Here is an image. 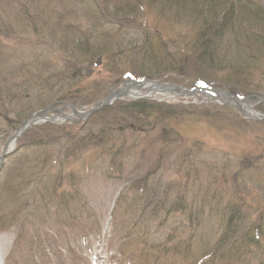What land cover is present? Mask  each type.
Returning <instances> with one entry per match:
<instances>
[{
    "label": "rangeland",
    "instance_id": "1",
    "mask_svg": "<svg viewBox=\"0 0 264 264\" xmlns=\"http://www.w3.org/2000/svg\"><path fill=\"white\" fill-rule=\"evenodd\" d=\"M94 1L0 0V155L34 114L50 110L41 123L56 126L28 137L37 148L22 135L4 157L0 264H264V112L226 94L264 96V0H218L232 23L213 51L201 34L219 17L194 12L212 0H99L112 13L120 3L122 21ZM137 5L133 18L126 9ZM128 72L223 92L126 90L86 119L74 115L129 86ZM88 96L96 104L80 105ZM143 100L160 111L112 108ZM232 213L240 231L225 237ZM249 227L257 244L242 235Z\"/></svg>",
    "mask_w": 264,
    "mask_h": 264
},
{
    "label": "trees",
    "instance_id": "2",
    "mask_svg": "<svg viewBox=\"0 0 264 264\" xmlns=\"http://www.w3.org/2000/svg\"><path fill=\"white\" fill-rule=\"evenodd\" d=\"M174 1V4H176V5H178L179 7H184L185 5H184V0H173ZM94 4L92 5L93 7H94V9H103V12H105V13H107V14H114L115 16H116V18H118V20H120V21H122V17L120 16L121 15V13L123 12V9H121L120 8V3H118L117 4V6L116 7H118L115 11H114V13H112V12H109V9H107V8H104L105 6L103 5V4H101V2H99V0H97L96 2L94 1L93 2ZM104 7H103V6ZM196 5V7L198 8V9H200V7L199 6H201V4H195ZM127 11H128V14L129 15H131L133 18H135V15H138V13H139V9H138V5L137 6H129L127 9H126ZM257 11H258V9H256ZM227 8L226 9H221L220 7H219V5H218V0H212V7L209 9V10H205V9H200V10H195L194 12L196 13H198V14H207V15H209L210 17L212 16V15H217L219 18H220V16H222V18L219 20V18H218V21H215V23L214 24H210V25H208L204 30H203V32H202V36L201 37H205V39H206V42L208 43V44H210L209 46H210V48H209V50H211V47L212 46H216L215 47V49L217 48V45H216V43H214V39H220L221 37L220 36H218L220 33H222L224 30H226L227 28H229L230 26H231V15H229V11H227ZM222 13H223V15H222ZM221 14V15H220ZM123 16V15H122ZM139 16V15H138ZM261 20H264V16H263V19L261 18ZM227 25V26H226ZM220 31H222V32H220ZM231 34V33H230ZM234 34H235V32H234ZM208 35H210L209 37H208ZM212 35V36H211ZM237 35H239V34H237ZM239 36H241V35H239ZM212 37H214V39L212 38ZM253 37L254 38H261V34H257V33H255L254 35H253ZM253 37H252V39H253ZM202 38V39H203ZM236 40H242L241 38H239V37H234ZM205 39H203V40H205ZM147 41L145 42L146 43V45H148L149 44V40H150V38H148V39H146ZM85 42H87V43H89V42H91V40H84ZM255 43H259V42H257V40H255ZM213 44H215V45H213ZM218 44V43H217ZM259 44H261V43H259ZM88 44H83L82 45V47L83 48H87V49H90L91 47H90V45L89 46H87ZM242 48L243 49H245L244 48V44H242ZM213 47H212V51H213ZM262 51H264V50H262ZM75 52H77L78 53V56H77V59H79L80 58V56H79V52L78 51H75ZM81 52V54L83 53V51H80ZM201 61H203V62H209L210 64L211 63H213V58H210V56H205L204 54L203 55H201L200 56V62ZM224 61L225 62H227V63H229V65H231V61L230 60H226V58H224ZM239 66H240V64H238V62H235L234 63V65L233 66H231V70L233 71V72H235V73H237V75H243L244 73H245V75L247 74L246 72H244L245 71V69L243 68V67H240V70H239ZM79 71L80 72H82V70H79L78 68L74 71L75 72V75H78V73H79ZM133 73H136V71H135V69L133 70ZM127 75V78H125V79H129V78H131L130 77V75H131V73H127L126 74ZM80 76L82 77V74H80ZM133 76V75H132ZM139 77L140 78H136L137 80H140V81H144V80H148V78L147 79H145L144 77H143V72H141V74L139 75ZM201 82V81H200ZM197 84V83H196ZM203 84H205L206 85V83H204L203 82ZM192 87H195L194 85L192 86ZM230 90H231V92H232V94H234V95H236V96H238V97H245V95H247L246 93H244L243 91H241V90H238V89H236V88H230ZM258 95H261V94H258ZM66 96V95H65ZM68 98H71V96H66L65 97V99H68ZM80 98L81 97H79V98H77L78 100H80ZM76 99V98H75ZM77 99L75 100V101H77ZM50 100V99H49ZM57 102H59V100L57 101ZM56 102V104H58ZM96 102H97V98L95 97V96H88V97H86V99H83L82 100V103L83 104H80V101L78 102L80 105H87L88 107L89 106H92V105H94V104H96ZM55 103V102H54ZM120 106H122V107H120ZM151 106V107H150ZM160 106L161 105H158V104H156V103H151V102H147V101H132V102H128L127 104H122V103H119V104H117V105H114L112 108L113 109H115L116 111H118V112H120V113H127V115L128 116H133V117H135V114H141V115H143V114H146V115H148V114H150L151 113V111H160L159 110V108H160ZM157 107V109H155ZM159 107V108H158ZM261 107L263 108L262 110H264V105H261ZM166 112H171V111H165V113ZM167 114V113H166ZM56 128V126L55 127H53V125H51V126H49V125H45V126H43V125H39V126H34L33 128H31V129H29V131L27 132V133H25V134H23V136H22V138H21V142H26V143H24L25 145H27V147H33V148H37V142H34V141H30V140H28V137H30V135L35 131V130H39V133L43 136L44 134H47V132H46V128ZM31 131V132H30ZM20 142V141H19ZM41 144V143H40ZM23 144H21L19 147H21ZM40 146V145H39ZM235 208V207H234ZM233 209V208H232ZM238 214H235V213H232L231 215H228V216H226V218L227 219H225V223H226V232H225V237H227V234L228 233H231L232 235H235V234H239V226H238V224L236 223V221H238ZM233 224V225H232ZM253 229H254V227H249V230L248 231H246V232H244V233H242V235L243 236H245V235H249L250 236V239H252V241H251V245L253 244V243H256V240H258L257 238V236H253V235H251V233H253ZM228 230V231H227ZM257 232V231H256ZM253 236V237H252ZM257 244V243H256ZM212 254V253H211ZM215 254H213V255H211V256H214ZM216 255H218V253H216Z\"/></svg>",
    "mask_w": 264,
    "mask_h": 264
},
{
    "label": "water",
    "instance_id": "3",
    "mask_svg": "<svg viewBox=\"0 0 264 264\" xmlns=\"http://www.w3.org/2000/svg\"><path fill=\"white\" fill-rule=\"evenodd\" d=\"M99 63H100V60H99V62H98V65H99ZM111 96L119 97L120 95L117 94V93H114V94H111ZM110 98H111V97L106 98V100L102 103V105H100V106H98V107H96V108H94V109L88 111V113L90 114V113L97 112V111L103 109L105 106H107V105L109 104L108 102H109ZM75 113H76L78 116L83 117V116H81L82 114L78 113L77 111H75ZM88 113H84L83 115L85 116V115H87ZM21 127H22V126L19 127L18 132H17V133H16V134H15L10 140H16V139L20 136ZM10 140H9V141H10ZM9 141H8V142H9ZM8 142L6 143V145L8 144ZM5 148H6V146H5ZM5 148H4V151H3L2 156H1V164H0V168H1L2 165H3V160H4V156H5Z\"/></svg>",
    "mask_w": 264,
    "mask_h": 264
},
{
    "label": "bare ground",
    "instance_id": "4",
    "mask_svg": "<svg viewBox=\"0 0 264 264\" xmlns=\"http://www.w3.org/2000/svg\"><path fill=\"white\" fill-rule=\"evenodd\" d=\"M12 145H10V147H11ZM10 147H9V149H10Z\"/></svg>",
    "mask_w": 264,
    "mask_h": 264
}]
</instances>
